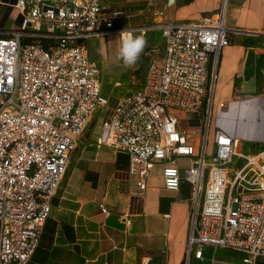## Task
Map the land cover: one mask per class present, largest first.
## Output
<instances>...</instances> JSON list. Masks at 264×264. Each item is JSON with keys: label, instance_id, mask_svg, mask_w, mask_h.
I'll use <instances>...</instances> for the list:
<instances>
[{"label": "built area", "instance_id": "obj_1", "mask_svg": "<svg viewBox=\"0 0 264 264\" xmlns=\"http://www.w3.org/2000/svg\"><path fill=\"white\" fill-rule=\"evenodd\" d=\"M115 1L5 0L15 23L0 28V264H27L33 255L71 155L99 110L96 144L128 156L135 193L155 166L166 189L190 184L184 264L203 260L207 246L230 249L239 264H264V145L244 153L217 129L207 148L217 62L238 31L225 25L224 9L166 21L153 8L144 29H158L162 47L149 55L138 88L107 98L85 41L133 31L116 26Z\"/></svg>", "mask_w": 264, "mask_h": 264}, {"label": "crops", "instance_id": "obj_2", "mask_svg": "<svg viewBox=\"0 0 264 264\" xmlns=\"http://www.w3.org/2000/svg\"><path fill=\"white\" fill-rule=\"evenodd\" d=\"M223 2L225 25L238 32L230 33L231 43L221 50L217 62L208 139L220 129L238 141L241 151L254 153L264 145V0H116L113 6L122 10L117 27L135 26V35H146L148 44L141 56L148 63V56L163 45L158 29H144L153 21V8L162 10L166 21H195L217 13ZM8 9L0 0V28L14 26H5ZM114 35L118 33L87 39V50L88 41L104 44ZM101 91L105 96L102 83ZM100 132L101 123L79 139L27 264H184L190 184L166 189L161 167L155 166L146 189L141 195L135 193L128 156L98 146ZM180 163L185 166L187 160ZM203 254V260L192 257L190 264L240 262L224 260L220 248L204 247Z\"/></svg>", "mask_w": 264, "mask_h": 264}, {"label": "rangeland", "instance_id": "obj_3", "mask_svg": "<svg viewBox=\"0 0 264 264\" xmlns=\"http://www.w3.org/2000/svg\"><path fill=\"white\" fill-rule=\"evenodd\" d=\"M223 5L224 2L221 5L219 11L223 9ZM123 21L124 20H121V22ZM14 23V18L8 17L6 19L5 26L9 27ZM150 23H152V19L150 22H148V24ZM134 27L135 26H131V28L135 29ZM156 40L154 39V41ZM88 43L89 57L97 63L100 69L102 89L107 98L120 97L125 92L136 89L142 83L147 65L146 57L145 55H142L133 68H125L122 61L117 58V52L120 45L119 35L111 36L109 39H106L104 44L99 42L95 43L93 40L88 41ZM102 116L103 111L101 110L94 113L89 124L84 130L85 136L89 135V133H92L95 128L97 130V127L101 123ZM201 118L203 120L204 116ZM201 129V127H194L190 131H202ZM207 148L209 151H211V140H208ZM232 253L234 252L230 249L223 248V259L230 263L240 261L239 256L235 253L234 256Z\"/></svg>", "mask_w": 264, "mask_h": 264}, {"label": "clouds", "instance_id": "obj_4", "mask_svg": "<svg viewBox=\"0 0 264 264\" xmlns=\"http://www.w3.org/2000/svg\"><path fill=\"white\" fill-rule=\"evenodd\" d=\"M119 39L117 58L122 61L125 68H133L147 47L146 35H135L132 31L123 30L119 34Z\"/></svg>", "mask_w": 264, "mask_h": 264}, {"label": "water", "instance_id": "obj_5", "mask_svg": "<svg viewBox=\"0 0 264 264\" xmlns=\"http://www.w3.org/2000/svg\"><path fill=\"white\" fill-rule=\"evenodd\" d=\"M9 10H10V9H8V11H9ZM8 11H7V12H8Z\"/></svg>", "mask_w": 264, "mask_h": 264}]
</instances>
